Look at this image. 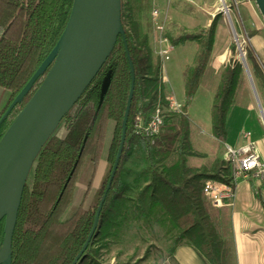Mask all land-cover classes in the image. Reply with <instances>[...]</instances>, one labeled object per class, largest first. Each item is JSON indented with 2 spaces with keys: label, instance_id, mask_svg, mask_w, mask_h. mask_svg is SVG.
<instances>
[{
  "label": "trees",
  "instance_id": "obj_1",
  "mask_svg": "<svg viewBox=\"0 0 264 264\" xmlns=\"http://www.w3.org/2000/svg\"><path fill=\"white\" fill-rule=\"evenodd\" d=\"M73 3L74 0H0V97L3 95L0 143L46 76L51 65L9 110L14 98L63 36ZM129 4V0H120L123 35L117 38L93 81L63 117L32 165L13 233L11 264H137L109 262L103 258L110 238L120 225L121 214L127 209L130 185L123 181L122 174L129 154L143 163L145 177L136 191L135 212L147 220L162 218L168 222V230L174 232L169 252L178 244L186 243L205 264H235L231 240L224 235L229 223L228 212L212 206L202 191L209 179L231 185V162L219 156L200 163L191 162L204 155L193 148L191 121L186 113L207 68L217 19L222 14L217 13L207 28L165 35L172 46L195 42L199 51L194 64L184 70L182 113L177 114L176 122H170L173 116L165 118L162 132L150 144L134 132V120L138 115L147 117L158 105L166 106L163 67ZM257 33L255 29L246 35L250 39ZM247 48V59L253 58V49ZM231 51L234 55L235 45ZM132 73L134 89L124 123ZM243 85V66L232 58L220 71V85L211 108L212 136L219 142L226 139L229 109L245 98L241 91ZM110 122L113 129L106 166L94 188L92 184ZM61 127L63 136L57 134ZM123 131V148L106 192ZM87 159L92 163L90 182L78 193V178ZM75 200L76 210L64 219ZM5 226L6 219H3L0 250Z\"/></svg>",
  "mask_w": 264,
  "mask_h": 264
},
{
  "label": "rangeland",
  "instance_id": "obj_2",
  "mask_svg": "<svg viewBox=\"0 0 264 264\" xmlns=\"http://www.w3.org/2000/svg\"><path fill=\"white\" fill-rule=\"evenodd\" d=\"M150 1L151 0H129V5L133 8L135 17H137L140 22L141 30L148 35L149 43L154 51V55L159 58L157 51L159 48L158 37L160 33L156 30V21L152 17ZM159 1L160 5L158 9L160 14L157 22H160V24L163 25V37H165L168 33L176 36L182 32H190L200 28H207L208 26H204L208 23L209 18H211V14H222V17L227 21L231 28L233 38L232 44L235 45V54L232 56L238 61H241L239 46L243 48L245 52V62L254 86L255 94L264 112V55H258L257 57L255 54L253 58L247 59V47L250 46L246 35L247 32L256 29L258 31L257 34L264 39V20L256 6V3L253 0H242L237 4L233 3L231 0H214L211 4L202 5L203 0ZM223 3L227 6H231L228 7V16L221 10ZM229 20L231 21V24ZM235 37L237 38L238 43L235 42ZM167 43L170 45L168 40ZM185 59L187 63L191 60L189 57ZM172 62L173 53L171 59L162 62L165 75L171 72L170 65ZM169 68L170 71H168ZM175 76L176 74L172 73V81L174 82L171 84L174 85V95L169 93V89L166 86H164V92L167 97L169 95L175 96L174 98H176L177 103L183 107L182 101L185 99L183 86H181ZM243 80L244 85L241 87V91L243 90V96L245 95V98H249L258 110L259 122L262 125V131L264 134V119L260 115L255 95L251 90L244 68ZM2 98L3 95L0 97V100H2ZM213 103L214 97L211 98V101H205V104L201 103V101H190L188 103L187 109L188 116L191 121L192 145L196 151L204 155L202 159H192V163L209 161L213 156L218 157L219 153L222 155V151H224L222 148H219L222 144L217 143L214 140V137L210 136L212 133L211 108ZM172 116L173 119L170 120V122H176L178 119L177 114L172 115L171 113H166V118ZM245 117V111L240 115L239 113H236V116L233 119V124H235L236 129L235 133L240 132L241 129L250 132L252 131V138L256 139L259 150L264 153V138H256L257 135L254 132L255 129L253 128L255 124L250 123L247 119H245ZM108 127L109 132L106 134L103 153L92 184L94 188L97 187L104 174L107 150L112 136L113 122H110ZM64 133L65 132L62 127L57 132L59 136H63ZM223 160L228 161L225 159ZM142 171L143 163L140 160H137L132 154H129L125 163V171L122 174L123 181L130 185V191L127 193L129 200L127 201V209L121 214L120 225L114 231L113 236L109 240V249L103 253V258L106 261H131L134 263L136 262L137 264H162L172 247L174 232L168 230V222L162 218L158 221L154 218L147 220L135 212L134 199L136 191L145 181ZM91 174L92 163L89 159H87L82 165L78 178V193L87 187L90 182ZM76 208L77 200L69 206L64 215V219L70 217ZM157 216L160 215L157 214Z\"/></svg>",
  "mask_w": 264,
  "mask_h": 264
},
{
  "label": "water",
  "instance_id": "obj_3",
  "mask_svg": "<svg viewBox=\"0 0 264 264\" xmlns=\"http://www.w3.org/2000/svg\"><path fill=\"white\" fill-rule=\"evenodd\" d=\"M254 2L264 20V0ZM225 7L223 4L222 8ZM120 35H123L120 0H74L63 36L9 106L10 110L21 101L41 73L51 65L0 143V221L6 219L0 264H11L12 238L18 210L27 177L37 155L63 117L93 81ZM235 42L238 43L236 37ZM239 55L261 117L264 119V112L255 94L245 58ZM133 89L132 73L124 123L127 120ZM124 140L123 131L106 192L115 174ZM106 192L99 204L97 215Z\"/></svg>",
  "mask_w": 264,
  "mask_h": 264
},
{
  "label": "crops",
  "instance_id": "obj_4",
  "mask_svg": "<svg viewBox=\"0 0 264 264\" xmlns=\"http://www.w3.org/2000/svg\"><path fill=\"white\" fill-rule=\"evenodd\" d=\"M213 1L214 0H203L202 5L211 4ZM159 5L160 1L158 0L157 7H159ZM215 15L211 14V18H209L208 23L204 27L209 26L208 24L211 23ZM248 40L254 55L256 54L257 57L258 55H264V39H262L260 35L256 34ZM232 43L231 28L227 21L220 16L217 19L207 68L200 78L196 94L190 101H201V103L205 104V101H211V98L214 97L220 85V71L232 58L235 59L231 51ZM198 51L199 46L195 42H185L174 46L169 58L171 59L173 53V62L170 65L171 72L165 75L163 71L164 86L169 89V93L173 94L174 88V85L171 84L174 82L172 81V73L176 74L175 78L181 86L184 87V70L187 66H192L194 64V59ZM187 57L191 59L189 63L186 62L185 58ZM170 68L168 71H170ZM182 102L184 104L185 99ZM187 108L186 113L188 115ZM244 111L246 113L245 119L255 124L253 128L257 135L256 138H264L262 125L259 122L258 110L249 98L241 99L237 104L231 106L228 111L225 141L219 142L214 138L217 143L222 144L219 148L224 150L222 151L223 153L220 151L223 156L220 153L218 154L220 157L222 156V158L224 157L226 146L237 148L244 143L242 131L247 130L241 129L240 132L235 133V124H233L236 113L240 115L244 113ZM107 132H109V127L107 128ZM250 133L252 137V131ZM210 136H212V133ZM252 140L256 144V149L261 159L264 160V153L259 150L256 139L252 138ZM235 193L233 204L231 206L221 207L225 209L229 215V223L228 227L224 230V235L231 240L234 263L264 264V179L261 180L249 177L248 179L240 180L236 185ZM162 264L205 263L190 245L180 243L173 248L172 253L168 252Z\"/></svg>",
  "mask_w": 264,
  "mask_h": 264
},
{
  "label": "built area",
  "instance_id": "obj_5",
  "mask_svg": "<svg viewBox=\"0 0 264 264\" xmlns=\"http://www.w3.org/2000/svg\"><path fill=\"white\" fill-rule=\"evenodd\" d=\"M231 1L237 4L242 0ZM150 4L152 17L156 21V30L160 33L158 37L159 48L157 55L161 59V62L167 61L170 58L173 46L171 44L169 45L167 39L162 36L163 25L157 22L160 14L157 7L158 0H151ZM223 4L226 7L221 10L228 16V7L230 6H227L225 3ZM239 53L244 57L245 52L241 46H239ZM181 107L177 103L176 98L173 95H169L166 106H156L147 117L141 115L135 117L134 132L149 140L150 144H154L162 132L166 113L181 114ZM242 138L244 143L241 146L237 148L226 146L225 148L223 159L231 162V185L211 179L204 182L202 189L203 195L216 208L231 206L233 204L236 194L235 188L240 180L248 179L249 177L264 179V160L261 159L256 149V144L252 140L251 133L249 131H242Z\"/></svg>",
  "mask_w": 264,
  "mask_h": 264
}]
</instances>
